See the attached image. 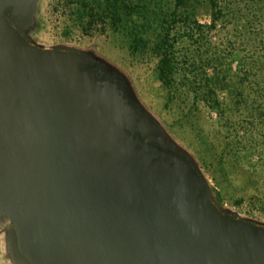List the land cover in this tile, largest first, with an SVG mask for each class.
Returning <instances> with one entry per match:
<instances>
[{"label":"water","instance_id":"obj_1","mask_svg":"<svg viewBox=\"0 0 264 264\" xmlns=\"http://www.w3.org/2000/svg\"><path fill=\"white\" fill-rule=\"evenodd\" d=\"M0 0V220L21 264H264V225L214 202L114 71Z\"/></svg>","mask_w":264,"mask_h":264},{"label":"rangeland","instance_id":"obj_2","mask_svg":"<svg viewBox=\"0 0 264 264\" xmlns=\"http://www.w3.org/2000/svg\"><path fill=\"white\" fill-rule=\"evenodd\" d=\"M87 20V15L80 18L77 0H38L31 22L17 26L32 44L73 48L118 74L169 142L194 162L215 204L234 217L264 225V118H249L244 108L221 116L184 88L170 92L157 77V59L147 50L134 51L123 31L98 18L91 25ZM199 20L208 21L205 11ZM261 97L251 93V104H260ZM221 99L228 101L225 94ZM11 230L0 220V264H21L12 252Z\"/></svg>","mask_w":264,"mask_h":264},{"label":"trees","instance_id":"obj_3","mask_svg":"<svg viewBox=\"0 0 264 264\" xmlns=\"http://www.w3.org/2000/svg\"><path fill=\"white\" fill-rule=\"evenodd\" d=\"M77 1L88 25L98 18L123 31L132 50L155 57L170 92L184 88L221 116L244 108L249 118H264V0ZM251 93L262 102L251 104Z\"/></svg>","mask_w":264,"mask_h":264}]
</instances>
